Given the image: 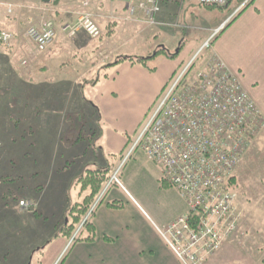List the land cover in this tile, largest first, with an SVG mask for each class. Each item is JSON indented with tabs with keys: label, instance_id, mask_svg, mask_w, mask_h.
Wrapping results in <instances>:
<instances>
[{
	"label": "rangeland",
	"instance_id": "374dc122",
	"mask_svg": "<svg viewBox=\"0 0 264 264\" xmlns=\"http://www.w3.org/2000/svg\"><path fill=\"white\" fill-rule=\"evenodd\" d=\"M0 3L10 4L8 5L10 12L5 5L7 13H3L4 7L0 6V31L8 32L13 36L8 46L0 45V264H38L40 254L36 250L48 246L51 237L65 224L70 207L81 202L86 195V193H80V186L76 184V179L81 174L77 170L81 164L78 152L82 147L87 148L89 144L92 145L91 149L95 150L97 142L99 143L101 139L99 134L103 125L100 121L89 119L88 114L85 113L87 110L85 105L84 109L81 108L84 112L82 117L70 118V112H76L80 107L76 105L78 99L84 103L93 102L92 99L99 90V87L93 88V82L95 83L98 79L95 67L102 66L109 57L99 51L102 50L100 47L107 40L105 37L110 34V31L101 33L97 39H91L81 33L83 42L66 43L68 45L66 53L69 54L63 60L65 65L57 72L61 76L59 80L67 82L64 83L65 85L59 83L57 86V92H62L60 99L55 94H51L49 98L34 100L36 96L33 95L26 101V106L23 100L16 99L11 103L12 97L17 95L19 98L24 95L25 84L29 78L34 81L42 79L36 70L41 65L39 61H36L39 54L36 55L33 50H31L32 55L26 54L30 46L32 47L31 43L25 39L27 29L35 26L40 19L53 20L48 18L47 13L40 12L38 0H0ZM80 10L76 12L64 10L62 14L65 17V24L75 23L79 15L85 12L93 15L92 8L88 6L80 7ZM213 13L209 14V21H212L213 17L230 19L234 11L231 8H214ZM110 14L108 13L107 16L111 17ZM193 16L196 17L194 20H201L198 14L193 13ZM116 17L118 18H113L120 20L124 15ZM173 20L165 24L170 25ZM121 21L125 22L123 19ZM180 23L188 27L177 30L179 39L173 48L166 43L165 47L171 53L175 52L179 44L184 45L191 41V36L204 34L200 23L190 25L183 20ZM63 26L62 24L59 29ZM144 31L149 32V29L144 26ZM67 41L72 40L67 39ZM112 44L116 46L118 43L114 41ZM73 54H75L74 57ZM121 54L119 53L118 56L120 57ZM144 56L148 57L147 54ZM52 60H55L53 64L59 63L60 56H55ZM148 63L150 67H153L156 66L157 61L152 60ZM197 66L198 63H194L189 70L190 73L188 72L182 80L186 81ZM182 68L176 72L175 76L181 74ZM91 70L95 71L91 72ZM27 71H30L31 75H27ZM79 72L81 79L75 83L74 78ZM84 79L88 80V83ZM54 83L49 82L48 87ZM168 84L166 86H169ZM255 86L258 85L254 84L253 87ZM159 100L160 98L152 105L150 112L138 121L139 125L135 132L127 136V146L121 155L111 157L104 165H110V171L102 188L103 191L101 190L100 193L102 192L103 195L105 191L115 186L112 177L116 174L122 188L119 186V190H114L125 189L148 219L156 223H165L186 207L178 193L162 180L161 169L145 158L139 143L143 126ZM76 106L77 109L73 111ZM136 106L130 107L132 114H136L138 110L135 111ZM44 110H46L44 114L51 121L46 128L38 125L41 120L33 118V115L31 117V112L38 111L36 113L38 115ZM260 112L264 125V115L262 111ZM61 118H64L63 128ZM31 121H33L32 124ZM91 124L94 126L91 127ZM252 143L253 145H250L251 147L233 174L234 183L237 185V191L234 190V192H237L241 220L237 233L231 238L233 242L223 245L225 248L223 247L224 250L220 254V264H264L262 260L264 254V129L262 132L259 131ZM35 152L37 156L43 153L37 159ZM20 198L26 199L23 201L31 204L28 210L21 209L26 212V220L21 217L22 214L18 213ZM94 203L87 215L82 218V222L75 226L69 240L70 245L63 249L56 264H63L73 238L79 237L80 231L83 230V222L92 219ZM32 251L36 252L30 255ZM215 264L218 263L215 262Z\"/></svg>",
	"mask_w": 264,
	"mask_h": 264
},
{
	"label": "crops",
	"instance_id": "0c3cea01",
	"mask_svg": "<svg viewBox=\"0 0 264 264\" xmlns=\"http://www.w3.org/2000/svg\"><path fill=\"white\" fill-rule=\"evenodd\" d=\"M38 2L40 8L50 9V12L47 13L48 18L50 17L53 20L58 29L66 23L62 14L64 10L81 11L80 7L87 3L88 7L93 10L94 22L101 33L110 31V34L105 37L107 40L100 47L102 50L99 51L109 55V57L102 63V66L97 65L95 67L98 79L95 83L93 82V88L99 87V90L92 99L93 102L84 103L78 99L76 105L80 107L77 109L76 106L73 110L77 109L76 112H70V118L82 117L84 113L82 109L85 105L87 109L85 113L88 114L89 119L100 121L103 125L99 134L101 139L99 143L97 142L95 150H92V145L89 144L87 148L82 147L78 152L81 164L77 170L81 174L82 171L88 168H108L110 171V165H104L109 162L111 157L115 158L117 155H121L127 146V136L135 132L136 127L139 125L138 121L150 112L152 105L158 100L157 98L160 96L162 89L168 84L172 75L192 59L213 30L228 21L226 17H213L212 21H209V14H214V8L201 6L197 0H161L158 21L165 24L174 20L170 23V26L155 27L146 32L143 24L139 22H123L121 21L122 18L120 20L114 19L118 18L116 17L118 15L125 16L126 3L119 0H63V2L62 0H49L44 5H41L43 4L41 0H38ZM5 5L10 4L0 3V6H3L4 8H2L5 10L2 9L3 13H7ZM108 13H111V17L107 16ZM193 13L198 14L201 20H194L196 17L193 16ZM137 16L141 19L140 13ZM181 20L187 21L190 25L200 23L201 31L204 34L191 36V41L187 44H179L173 52L177 54L174 59H167L163 54L156 55L152 59L157 61L156 66L150 67L149 61L147 62V66L154 69L153 72L140 65H132L128 62L114 63L119 58V53H122L120 57L144 58L146 57L145 54L148 57L153 55L158 47H163L171 53L165 47L166 43L173 48L179 39L177 30L187 29L188 27L186 25L182 26ZM67 39L72 41H67ZM79 41L83 42V36L80 32L73 38H68L65 34L59 32L53 47L47 53L36 57V61L41 63L36 70L42 79L34 81L29 78L25 84L24 95L19 96V98L17 95L12 97L11 103L15 102L16 99L17 101L23 100L26 106V101L33 95L36 96L34 100L36 98H49L51 94H55L60 99L62 92H57V86L59 83L66 84L67 82L59 80L61 76L57 72L65 65L63 60L69 54L66 53L67 44H76ZM114 41L118 43L116 46L112 44ZM211 46L210 51L201 54L198 60L200 63H198V68L201 67L208 56L212 55L220 59L229 72L238 76L242 88L264 115V0H255ZM31 50L33 49L30 46V50L26 54L32 55ZM55 56H60V60L59 63L53 64L55 60L53 61L52 58ZM31 68L33 71L35 70L33 66ZM95 70H91V72ZM27 75H31V72L27 71ZM80 79L79 72L75 76L74 82L76 83ZM85 79L84 81L88 83V80ZM90 81L92 82V79ZM49 82L55 83L48 87ZM69 84L71 83L69 82ZM254 84L258 86L253 87ZM134 105H137L135 111L138 109L136 114H132L129 110ZM45 111L38 113V115H36L38 111L36 113L30 111L31 117L33 115V118L41 120L38 125L43 128L51 123L50 119L44 114ZM64 118H61L62 128L64 127ZM33 121H31V124ZM92 126L94 124H91ZM263 129L264 125L260 132ZM42 153L37 156L35 152L37 159L41 157ZM236 188L237 185L234 183V189L237 191ZM114 189L119 190L120 188L113 186L109 191H105L106 193L103 195L101 192L100 197H97L94 203L91 214V222L95 230L94 241L71 245L63 264H179L156 234L154 225L164 227L184 214L185 210L179 211L174 218L165 223H156L147 218V215L137 207L125 189L120 191ZM236 191L235 197L238 203ZM78 198H80L79 193ZM23 200L26 199H19V201ZM111 201H120L122 208L111 209L107 207V204ZM18 213L22 214L21 217L26 220V212L21 211L20 207H18ZM236 233L237 231L232 237ZM78 236L85 237L86 234L82 230ZM104 237L109 238L111 242H105ZM231 238L227 240L226 245L233 242ZM68 245H70L69 240L57 238L49 243L47 247L44 246L40 248L41 250H36L40 254L38 264H54L63 249ZM223 247L207 259L205 264H215V262L220 264V254L225 248ZM36 251L30 252V255ZM262 260L264 261V254Z\"/></svg>",
	"mask_w": 264,
	"mask_h": 264
},
{
	"label": "built area",
	"instance_id": "2783aa9c",
	"mask_svg": "<svg viewBox=\"0 0 264 264\" xmlns=\"http://www.w3.org/2000/svg\"><path fill=\"white\" fill-rule=\"evenodd\" d=\"M119 1L126 3L125 21L139 22L148 29L171 25L158 21L161 0ZM197 1L215 7L227 3ZM40 12L50 9L40 8ZM224 25L211 32L199 52L211 50L213 39ZM60 31L70 38L79 32L90 38L100 36L93 15L86 12ZM57 33L52 21L40 19L27 29L25 39L31 42L35 54H44ZM12 40L10 33L0 31V45L8 46ZM198 54L165 88L139 136L145 158L161 169L164 182L186 206L185 214L164 227L155 226L180 264H204L236 232L241 214L229 180L263 126L261 112L238 76L215 56L207 57L186 81L182 80ZM112 180L118 183L116 174ZM30 205L19 203L23 209Z\"/></svg>",
	"mask_w": 264,
	"mask_h": 264
},
{
	"label": "trees",
	"instance_id": "16d2710c",
	"mask_svg": "<svg viewBox=\"0 0 264 264\" xmlns=\"http://www.w3.org/2000/svg\"><path fill=\"white\" fill-rule=\"evenodd\" d=\"M255 0H227L226 5L222 7H215V6H205L209 8H217V9H224V8H231L232 11H236L235 14L228 20L224 28L217 34L215 39L212 43L215 42V40L226 30L228 29L238 18L243 14V12L248 9ZM179 50V49H178ZM163 54L167 59H174L177 54L176 53H169L165 48H159L156 50V52L151 55L150 57H132V56H122L116 59L114 63L119 62H128L132 65H140L141 67L145 68L146 70L153 72V68H149L147 66V62L152 60L156 55ZM108 168H92V169H86L83 171V174H81L77 180L76 184H78L80 187V193H86L84 198L81 202L73 204L69 212L67 213L66 222L62 227L58 230L57 233H55L51 239L50 243L57 239V238H65L67 240H70L72 237V234L75 230V226L79 225L82 222V218H84L88 211L90 210L92 204L94 203L96 197L102 190L104 184L106 183L108 179ZM228 186L230 188L234 187V177H232L229 180ZM107 207L111 209H121L122 203L120 201H111L107 204ZM83 231L85 232V237H75L72 240V245L75 243L80 242H93L95 239V230L94 226L91 222V220H86L83 222ZM105 242H111V240L107 237H104L103 239Z\"/></svg>",
	"mask_w": 264,
	"mask_h": 264
},
{
	"label": "water",
	"instance_id": "95a60500",
	"mask_svg": "<svg viewBox=\"0 0 264 264\" xmlns=\"http://www.w3.org/2000/svg\"><path fill=\"white\" fill-rule=\"evenodd\" d=\"M42 2H48L49 0H41Z\"/></svg>",
	"mask_w": 264,
	"mask_h": 264
}]
</instances>
